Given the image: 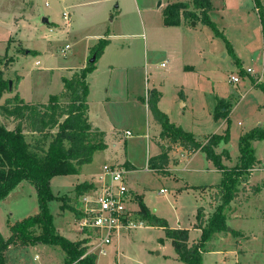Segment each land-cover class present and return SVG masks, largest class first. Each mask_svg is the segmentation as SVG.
I'll return each mask as SVG.
<instances>
[{
    "label": "rangeland",
    "instance_id": "1",
    "mask_svg": "<svg viewBox=\"0 0 264 264\" xmlns=\"http://www.w3.org/2000/svg\"><path fill=\"white\" fill-rule=\"evenodd\" d=\"M45 1L49 2L52 8H46ZM63 1L0 0V69L3 78L11 81V89L9 87L5 89L0 97V124L6 129L14 130L21 123L25 140L30 144L38 142L44 150H47L58 127L50 126L45 133L38 134L31 131L27 119H20L17 115L11 116L7 114L5 108L20 106L19 99L14 98L15 94H18L24 103L34 105L40 111L45 108L44 104L48 102L51 94L59 96L60 104L67 102L60 78L62 74L69 78L75 72H79L82 68L75 70L73 67L81 66L85 56L76 47L70 45L66 47L71 43L69 38L62 37L53 42L52 30L46 25H41L43 23L41 17L50 15L52 10H57L60 20H63L61 14L63 8L60 7ZM158 1L160 0H157L158 4L162 3L159 5L162 9L167 0H161V3ZM260 1L264 4V0ZM209 2L211 6L209 15L215 27L228 40L233 52L235 47L240 49L239 53L243 60L241 66L239 61L236 63V57L228 50L225 40L215 34L211 26L201 22L199 24L201 26L195 29L194 34L183 36L184 39L189 38L192 45L185 48L180 39H176L170 45L173 47L171 49L173 60L161 47H157L156 51L148 50L146 55L139 43L141 40L135 39L133 43H130V39L118 40L119 43L129 44L121 50L112 48L103 59L96 60L94 63L97 66L96 72L90 74L88 80L91 85L103 80L110 93H115L117 97L127 90L129 95L139 97L132 99L128 96V101L126 98L124 101L121 98L113 99L102 109L98 101V91L95 86L92 87V96L88 97L89 105L93 112H101L98 114L101 116L100 126L108 129L107 137L103 140L106 147L96 150L91 161L83 164L84 166L81 165L78 173L70 177L56 176L51 183V189L54 192L59 191L60 194L68 193L72 188L70 180L74 182L85 180L79 183L81 185L78 189L90 193L92 179L99 170L101 171L103 163L123 166L128 160L136 168L135 172L125 176L129 195L133 199L134 195H141L150 212L163 218L168 227L180 226L187 229L190 222L195 220L196 208L204 204L205 207L200 209L205 212L206 225L216 222L219 217H224L226 228L212 230L210 238L202 248L204 250L206 246L209 250L201 253V264H264V139L254 143L253 153L257 159L254 157L252 170L243 173L236 178L235 183L224 188L221 185L217 188H201L206 203L201 202L198 190L182 188L187 183L199 186L220 184L223 173L218 169L219 165L231 168L239 162V137L255 126L264 127V93L260 88L251 85L250 78L258 76L260 66L254 53L248 57L242 51L248 35L252 40L261 39L260 21L254 2L253 0ZM161 11L163 10L156 13L157 19L161 18ZM154 19L155 17L152 18ZM190 25H193L192 22ZM107 28L111 29V26L107 24ZM113 28L116 29L117 26L114 24ZM194 41L199 42L200 46H196ZM24 50L33 52L27 54ZM110 64L113 65L112 72L108 69ZM145 64L146 68L149 67L146 72ZM193 65L195 71L191 69ZM241 67H251L253 72L250 75L243 74ZM169 69L171 72L168 75ZM231 75L239 77L240 81L231 84L229 82ZM156 83L165 84L166 100L177 111L173 118L197 140L203 141L207 136L227 133V142L222 139L212 147L213 154L218 155L226 150L227 157L222 156L219 163H216L214 159L207 157L206 151L199 149L190 156L191 160H187L185 153L180 154L178 151L171 154V161L167 163L169 174L163 175L147 169L146 158L149 152L147 142L152 155L154 145L156 147L155 128L159 123L152 118L148 121L143 98L146 87ZM174 94L179 96L178 103L172 102ZM217 95L230 98V109L226 117H214L211 102ZM63 118H59L58 121L62 122ZM149 125L147 134L150 136L146 139L143 135ZM91 130L93 139L101 137L99 133V136L97 135L98 131L93 128ZM126 130H130L132 136H127ZM171 145L168 146L169 149L172 148ZM76 186L70 197L61 196L58 201L76 209L81 196ZM256 186L258 188H255ZM258 190L259 193L255 194ZM137 204L138 201L133 200L130 206ZM38 205L35 187L25 180L20 181L11 191L9 198L0 201L1 235L4 238L8 237L9 226L25 217L35 215L39 210ZM49 208L54 216L53 224L60 235L68 240L79 236L80 239L87 237L79 230L77 217L72 210V213L62 210L61 214H58L61 209L55 201L49 203ZM227 217L229 222L226 221ZM231 228L240 230L244 236L240 238L235 235ZM31 231L38 235L41 228L35 226ZM196 235L199 237L200 233H194L193 237ZM237 241H241V244H237ZM116 249L115 241L105 246L106 253L97 252L95 264H186L177 257L178 254L162 227L150 225L132 230L119 239L118 253ZM64 258L65 251L60 244L43 241L8 251V260L11 264H63Z\"/></svg>",
    "mask_w": 264,
    "mask_h": 264
},
{
    "label": "trees",
    "instance_id": "2",
    "mask_svg": "<svg viewBox=\"0 0 264 264\" xmlns=\"http://www.w3.org/2000/svg\"><path fill=\"white\" fill-rule=\"evenodd\" d=\"M192 9H189L188 2H173L168 4L162 11L163 23L166 26H176L189 21H200L203 24L211 26L215 34L225 40V44L231 54V45L225 36L215 27L209 17L210 2L209 0H190ZM257 10L258 18L261 25V34L263 41L264 57V4L260 0H253ZM108 40L100 39L93 48L91 56L95 55L93 62L88 61L86 66L79 72H75L71 77L62 76L63 90L67 98L65 104H60L57 94H51L48 102L44 104L42 111L36 106L26 104L18 98L20 106L5 108L7 114L17 115L20 119H27L31 131L38 134L45 133L50 126H57L58 131L52 137L47 150H44L40 144H30L25 140L22 132L21 123L14 130L6 129L0 124V200L4 199L16 185L25 180L35 187L38 198L39 210L35 215L23 218L11 224L10 235L4 238L0 233V264H8L5 259V252L12 245H29L38 242L51 244H60L65 251L63 264H95L97 255L87 252V239L68 240L58 233L54 224L53 216L49 208V203L56 199L53 194L50 180L54 176L76 174L81 165L89 163L92 154L96 150L106 147L103 142L102 133L96 132L99 136L97 140L92 138L91 124L87 120L86 111L87 95L89 93V82L86 79L88 73L95 68V61L102 55ZM25 53H31L32 50H24ZM235 57V56H234ZM1 61V60H0ZM238 64V60L236 59ZM264 74V60H263ZM264 93V80L256 84ZM9 87L8 81L3 78L0 69V97L5 89ZM160 93L151 88L147 90L143 101L146 102L152 117L160 126V138L167 139L170 144L182 146L188 152H195L199 149L207 152V157L212 158L219 163L222 156L227 157L228 152L223 150L221 154L215 155L212 147L223 139L227 142L228 135L213 134L205 140H197L192 133L183 130L181 127L174 125L168 118L167 114L158 108V99ZM10 101V100H8ZM228 103L223 99H218L214 117H226L228 115ZM26 110V112H25ZM64 117L62 122L58 119ZM95 133V134H96ZM99 133V134H98ZM264 139V127L255 126L250 131L242 134L238 140L239 162L235 167L227 168L219 165L218 169L223 173L221 185L229 186L237 177L253 169L255 162L253 149L250 145L252 140ZM68 143V144H67ZM167 155L161 153L148 160V168L157 171L163 175L168 174L166 169ZM81 184L76 189L80 194L84 192L79 190ZM93 185H90L92 188ZM257 188V187H255ZM231 199V198H230ZM138 204L140 207V217L151 226L162 227L166 236L171 240L180 260L186 264H201V253L205 242L210 238L212 230L225 229L224 217H219L216 222L204 224L202 210L200 207L196 212L198 220L197 227L201 229V235L198 241L188 244V230L168 227L163 218L151 213L139 197ZM229 201V200H228ZM226 203V202H225ZM72 210L78 218L79 213L68 204H62ZM35 226L41 228V233L34 235L31 229ZM236 235H241L239 231H233Z\"/></svg>",
    "mask_w": 264,
    "mask_h": 264
},
{
    "label": "crops",
    "instance_id": "3",
    "mask_svg": "<svg viewBox=\"0 0 264 264\" xmlns=\"http://www.w3.org/2000/svg\"><path fill=\"white\" fill-rule=\"evenodd\" d=\"M158 2L161 3V0ZM173 2H176V1H174V0L168 1L167 0L165 2L166 3L165 6L161 9L159 5H161L162 3L158 4L157 0H64L63 4H61V6L60 5L59 6L63 8L62 13L63 12L69 13V21L66 22L63 15H62L63 20L61 21L60 15L57 13V10H52L50 12V15L45 16L48 18V22L47 23H41V25H46L48 27V29L52 30L51 38H53V40H52L53 42L57 41V39H60L62 37L69 38V39H71V43L67 44L66 47L69 45L71 47L72 46L76 47V49H79V51L85 56V59L82 62L81 66L73 67L75 70L77 68H84L86 66V64L88 63V59L91 57L93 48L97 45V43L99 42L100 39L108 40V44L105 46L102 55L97 59L98 61L103 59V57H105L106 53L110 49L115 48L117 50H121V49H123V47L125 45L129 44V42H127V43L123 42L124 44L119 43L118 40H121V39L122 40L130 39V43H133L135 39H137L139 41L141 40L142 42H139V43L141 45V48L143 49V53L146 55H147L148 50L156 51L157 47H161L165 50V52L167 54L170 55L171 60H173L174 56H173V52L171 50V49H173V47H170V45L173 44V42L176 39L177 40L180 39L182 41V43L184 44L185 48H186V46L188 47L189 45H192V43H191L192 41L189 38L184 39L183 36L184 35L189 36L191 34H194L195 29L198 28L199 26H201V25H199L200 21H195V23L193 25H190V22H192V20L189 21L188 23L187 22L185 23L184 21H182L181 22L182 24H179L176 26H166L163 23L162 14H161V18L157 19L156 13L159 12V10H163L168 4L173 3ZM185 2H188L189 6H191L190 8L192 9V4H191L190 0H187ZM44 5L46 8H52L51 4L47 1H45ZM255 11L257 13L256 8H255ZM208 14H209V12H208ZM42 17H44V16H42ZM42 17H41V19H42ZM154 17H155V19L152 20V18H154ZM209 17H210V15H209ZM157 21H158V23H157ZM107 24L109 26H111V29H108V28L106 29ZM114 24H115V27L117 26L116 29L113 28ZM260 31H261V25H260ZM260 35H261V39H259V40L257 38L252 40L251 37L248 35L247 36V43L243 44V46H242V51L244 53H246V55L248 57H249V55H252L254 53V56L257 57L258 64L260 66V70H259L260 73L258 74V76L250 77L252 80L251 85L254 87L256 86V84H258L264 80V74H263V60H264V57H263V41H262V34H260ZM52 41H50V42H52ZM193 43L196 46H200V45H198L199 42L194 41ZM164 45H165V47H164ZM239 50L240 49L235 47L233 54L236 57V59L239 61V64L241 66V64H242L241 61H243V60L241 59L242 56L240 55ZM146 64H147V62H146ZM146 64H145V72L149 68V67L146 68ZM190 64H193V63H190ZM161 65L163 66L164 64L161 63ZM238 66L239 65H237V67ZM96 67L97 66L95 65L94 70L92 72L88 73L86 76V79L89 82V93L87 95L88 108L86 111V116H87L88 122L91 124V127L93 129H95L96 131L102 133V139L104 140V138L107 137L108 129H107V127L103 128L102 126H100L99 120L101 119V116H99L98 114H100L101 112H98V113L93 112L92 108L89 105L88 97L90 98V96H92V91H93L92 87L95 86V89H97V91H98V93H97L98 101H99V105L102 109L106 103H108L109 101H111L113 99H117V98L120 99L121 98V100L124 101V99L126 98V100L128 101V96L131 97L132 99H134V97L138 98L139 96L138 95H136V96L135 95H133V96L129 95L128 90H127L126 93L117 97L115 95V93H110L108 86H106V84L103 80L97 81L95 83V85L94 84L91 85V82L88 79H89L90 74H93V73L95 74ZM193 67H191V69H192V71H195V65H193ZM248 68L250 69L249 71L247 70ZM67 69H70V68H67ZM108 69L110 72H112L113 71V65L110 64ZM240 70L242 71L243 74H247V75H250L253 72V69L251 67H246V68L241 67ZM170 72H171V69L167 70L168 75L170 74ZM62 76H66V75L62 74ZM231 76H234V75H231ZM231 76L229 78V82H231V84H235V83H238L240 81L239 77H237V76H235L238 78L237 81L231 80ZM193 81H195V80H193ZM61 84L63 85L62 81H61ZM180 86L182 87V85H178V87H180ZM176 87H177V85H176ZM146 88H147L146 92H147V90H149L151 88H155L160 93L158 103H157L158 108L167 114L169 120L174 125L179 126L183 130L189 132V130L184 128L182 126V124H178L177 121L173 118L174 114H177V111L175 108L172 107L170 102L166 100L167 99V91H166L165 84L161 85V84L156 83V85L153 84L152 86H147ZM144 96H146V93ZM181 97H182V95H181ZM183 97H184V95H183ZM218 99H223L224 101H226L228 103V106H229L230 98H224V97H220L218 95L214 96L213 100L211 102V107H213V114H214V109H215V106H216ZM179 101L180 100H179L178 94H174L173 98H172V102L178 103ZM143 105L147 109L146 115H148L147 116L148 121L150 118L153 119L152 114H151L146 102H144ZM183 105H184V103H183ZM228 109H230V106L228 107ZM102 114L106 118L105 114L104 113H102ZM94 119L95 120L98 119V120L95 121ZM153 121H156V120L153 119ZM238 124H240V122H238ZM149 127H150V125L146 128V133L143 135L144 138H146V139H148L150 136L149 133L147 134ZM156 127H157V128H155V132H157V134L155 136L156 147L154 145V150H153L152 155H151L149 143L146 141L147 142V148L150 152V153L148 152V155L146 158L147 162L152 157H155L161 153H166L167 163H168V161H171V154L172 153L174 154L175 152H178V151L180 152V154L185 153L186 159L189 160L190 156L196 152V151L195 152H188L182 146H179L177 144L171 145L172 148L169 149L168 146L170 145V143L168 142V140L160 138V131H161L160 124L156 125ZM126 131H130V130H126ZM130 133H131V131H130ZM125 134H126V132H125ZM127 136H132V133L130 135H127ZM257 140H261V139L252 140L250 142L252 149L254 148V143ZM114 145H116V144L114 143ZM253 152H254V150H253ZM254 157H255V155H254ZM103 164H113V163H103ZM103 164H102V166H103ZM114 165H116V164H114ZM117 165H119V164H117ZM82 166H84V165H82ZM123 166L126 167L127 174L133 173L136 171V168H134L128 160L125 161ZM167 166H166V169H167L168 174H169L170 171H169ZM147 169H149L148 166H147ZM99 171L96 173L94 179H92L93 184L96 183V179H97V175L99 174ZM72 175H74V174H71V175L68 174V175H62V176L63 177H68V176L70 177ZM55 177L56 176H54L50 180V185H51L53 179H55ZM83 181H85V180H83ZM83 181L81 180L79 182H77V181L74 182L73 180H70V182L72 183V188L70 189V191L68 193L64 192L63 194H60L59 191H56V192L52 191L53 194L56 196V199L53 201L57 202L59 208L61 209V211L57 212L58 214H61L62 210L63 211L67 210L68 212L72 213L70 209L66 208L65 206H62V204H63L62 201L60 202L58 200L60 199L61 196L70 197L73 193L74 187ZM214 186L215 185H209V186L189 185L187 183L182 188L185 190H187V189H196V191L198 190L197 193L200 196L201 202L204 201L206 203V199L202 196L203 193L201 192V188H203V187L212 188ZM256 187L258 188V186H256ZM259 191L260 190L256 191L255 194H258ZM163 192H164V190H163ZM10 194H11V192L2 200L4 201L6 198H9ZM139 197L142 199L143 203H145L143 200V197L141 195H134V199L133 198L132 199L137 200ZM53 201H51V202H53ZM78 204H79V202H78ZM204 205H206V204H204ZM204 205H199L196 208V212H197V209L199 207L200 208L205 207ZM131 207L137 211L140 210L139 204L132 205ZM153 214H155V213H153ZM204 214H205V212L203 210L202 211V217L204 218V224H205ZM155 215L158 216L157 214H155ZM52 216H53V214H52ZM53 218H54V216H53ZM73 219H74V222L76 223L74 216H73ZM226 221L229 222V218L226 219ZM197 223H198V220L196 219V213H195V220L191 221L189 224V227H187L188 244H191L195 241H198L200 238L201 229H200V227H197L198 226ZM146 226H150V225L145 224L144 226H141L139 228H143ZM176 228L185 229V227H180V226H178ZM136 229H138V228H136ZM136 229H134V230H136ZM230 230L239 231L241 233V235H237L239 237L244 236V234L240 230H236L233 228H231ZM194 233H200L199 237H197V235L193 237ZM125 234L127 235V233H125ZM125 234H120V235L114 237L112 240V243L114 241L117 243V249H116L117 253H118L119 239ZM80 238H81V236L75 237V239H73L71 241L81 240ZM237 244L240 245L241 241H237ZM20 246L27 247L28 245L10 246L8 248V250L5 252V259H6V262L8 264H11L8 260V251L12 248L20 247ZM208 250L209 249H206V246H205V249L203 251H208ZM105 253H106V251H105ZM95 254L98 255L97 253H95ZM235 255L237 256V254H235Z\"/></svg>",
    "mask_w": 264,
    "mask_h": 264
},
{
    "label": "built area",
    "instance_id": "4",
    "mask_svg": "<svg viewBox=\"0 0 264 264\" xmlns=\"http://www.w3.org/2000/svg\"><path fill=\"white\" fill-rule=\"evenodd\" d=\"M62 15L68 22L69 13L63 12ZM231 80L237 81L238 78L231 76ZM126 134L131 133L126 131ZM126 174L127 169L121 165L103 164L91 192L81 194L76 207L79 213L77 225L87 235V252L104 254L105 246L114 237L146 224L139 211L130 206L133 199L126 185Z\"/></svg>",
    "mask_w": 264,
    "mask_h": 264
},
{
    "label": "water",
    "instance_id": "5",
    "mask_svg": "<svg viewBox=\"0 0 264 264\" xmlns=\"http://www.w3.org/2000/svg\"><path fill=\"white\" fill-rule=\"evenodd\" d=\"M41 20H42L43 23H47V22H48V18L45 17V16L42 17ZM194 23H195V21H192V24H194ZM94 60H95V55L93 54V55L91 56V58L89 59V61H90V62H93ZM8 84H9V89H11V81H10V80L8 81Z\"/></svg>",
    "mask_w": 264,
    "mask_h": 264
}]
</instances>
